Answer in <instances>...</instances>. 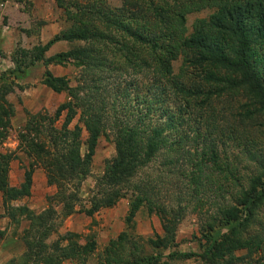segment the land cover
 I'll return each instance as SVG.
<instances>
[{
	"label": "trees",
	"instance_id": "1",
	"mask_svg": "<svg viewBox=\"0 0 264 264\" xmlns=\"http://www.w3.org/2000/svg\"><path fill=\"white\" fill-rule=\"evenodd\" d=\"M55 1L68 26L29 49L16 47L9 56L12 68L0 71V144L8 137L15 112L7 95L25 86L18 79L27 68L43 64L41 83L67 96L50 114L46 109L26 111L24 131L16 133L28 145L27 154L45 163L47 182L56 184L43 211L8 203L30 193L33 162L23 181L12 185L8 171L14 154L0 151L6 215L13 222L19 223L20 215L30 221L21 235V264H60L64 258L85 264L96 246L93 236L79 243V234L68 230L50 243L45 238L56 228L60 212L57 222L80 204L78 188L66 185L72 178L79 186L91 173L98 138L107 129L113 133L115 151L105 158L88 205L80 204L78 210L93 215L126 197V226L144 205L161 220L162 234L149 238L150 243H173L185 206L156 197L157 184L145 170L159 158L165 171L182 176L183 194L207 205L209 212L199 225L200 252L171 250L164 258L137 252L136 241L122 229L109 238L95 264H168L169 259L190 258L195 264H264V144L243 132L253 127L256 134H264V0ZM201 10L208 12L188 25V15ZM21 15L30 18L23 9L22 14L9 13V21L17 18L15 26L32 34ZM57 41L68 48L46 56ZM55 64L78 69L76 83L49 69ZM106 87L122 103L117 108V100L110 99L105 116ZM133 96H142L141 107L133 109L134 103L123 108ZM75 115L87 131L85 140L78 122L70 126ZM246 135L249 146L242 141ZM229 140L244 144L254 162L246 175L236 173L226 149L220 150ZM4 232L0 228V238Z\"/></svg>",
	"mask_w": 264,
	"mask_h": 264
},
{
	"label": "rangeland",
	"instance_id": "2",
	"mask_svg": "<svg viewBox=\"0 0 264 264\" xmlns=\"http://www.w3.org/2000/svg\"><path fill=\"white\" fill-rule=\"evenodd\" d=\"M11 1L13 0H0L1 26L7 25V22H10L8 18V10L10 9L8 7L10 5L14 6ZM21 1L22 3L20 7H23L22 9L30 14V19H28L24 25L26 28L32 31V34L25 35L23 39H21L19 36L17 45L13 47L10 54H8L9 56L18 46L29 49L35 45L40 40L39 32L42 30V28H44V34L47 36V38L43 41L40 40L41 42H44L52 37L55 32L67 27L69 24L64 20L62 8H58L55 0L51 11H48V8L42 6L40 7V16L45 18L43 19L40 17V20L33 15L31 10V7L33 6L32 1ZM207 12L208 10H201L189 14L187 22L188 25H190L192 21L196 19V17L205 16ZM14 13L17 14L16 11ZM3 16H6L8 20L6 18V20H3ZM40 21L42 24H38ZM7 26L11 27L10 24ZM13 26H15V24ZM57 43L58 44H56L55 49H50L52 51L47 52L46 56H51L56 51H62L68 48L65 42L59 41ZM177 65L178 62H175V67H177ZM43 68L44 66L41 63L39 66L33 67L32 70L26 74V76L18 79V81L25 86L21 89L15 88L14 91L7 95V97L15 106V112L11 116V125L9 127L8 137L2 144H0V151H11L14 154V157L11 159V162L13 163L10 164V170L8 171V181L10 184L19 185L24 179V170L29 166V162H33L30 193L28 195H24L20 199H12L8 203H12V205L17 203H25L29 207L32 205L33 207H31L35 212H41L47 207L49 203L47 195L56 192V184L47 182L45 163L40 159H36V157L33 155L29 156L27 154L26 151L28 145L23 143L22 140L19 139L20 135L18 136L16 133L24 131L23 126L25 125L26 119L28 117L26 111L36 112L38 110L46 109L48 114H50L53 112L57 104L67 98L65 91H54L45 84L41 83L39 79L42 77L41 75L43 74ZM49 68H53L54 73L67 74L70 77V83H76L75 79L78 78L77 76L79 75V71L73 67V65L68 64L65 66H60V64H55ZM110 92L111 90L106 87L104 91V95L106 96V102H104V108L106 110L104 113L105 116L107 114V110H111L110 99L117 100V108H120V103H122L121 98H118V96H115L116 94ZM140 98L133 96L132 102L128 103L127 100L126 105L123 106V108H125L128 104L134 103L135 107H133V109L136 107L140 108L141 104H139L138 101ZM218 107H220V105ZM63 116L64 112L60 115L59 119H56L55 123L57 126L61 124ZM75 122H78L83 127L81 131V139L85 140L87 131L84 128L83 123L78 120V115H75L70 123V126H72ZM247 128H244L243 132H247L248 134L250 133L254 138L257 139L259 144H264V134L259 133L258 135L256 134L257 132L253 129V127L250 128L249 126L250 129ZM240 129L242 131V128ZM98 139L99 142L92 156L91 173L81 181L79 186H74V183L76 182L75 179L72 178L71 180H68L69 182L66 185V187L70 190H72L73 187L78 188L77 193L80 197V204L88 205L90 196L96 188V176L102 172L105 158L112 155L115 151V141L113 138V133L110 130H105L103 133H101ZM248 140L249 138L247 135L242 139L243 143H246ZM247 144L249 146L248 142ZM201 145L202 144H198V146ZM222 149H226L228 154L227 160L229 161L230 165L234 166V171L236 173H240V175H246L250 170L253 169L254 162L248 158L249 154L245 151L244 144L239 145L237 141L229 140L224 146H220V150ZM84 150H86V145H83L82 147V151ZM261 153L263 155V152ZM159 160L160 159L157 158L151 161L149 167L145 170L152 175L155 180L154 183L157 184L156 197L160 201L164 200L173 205L177 203V201H180V205L185 206V212L180 224H178L175 240L173 243L170 242L166 247H156L150 243L149 238H154L156 233L162 234L161 220L156 213L150 214L144 205L140 207L135 219L126 226L125 216L128 211V198L126 197L120 198L113 206L101 207L100 210L96 211L93 215H88L85 211L78 210L80 204L76 203V211L65 215L61 222H57L62 218L60 212L62 211L60 210L61 204H56L54 201L56 204L55 209L60 213L56 218L57 220L54 221L56 228H53L50 235L45 238V241L48 243L55 241L61 234H64V232L68 230L79 234V237L77 238L79 243H85L87 239H90L91 236H93L96 239V246L93 251L87 255L85 264H95L98 261V255L102 253L103 248L109 238L115 237L122 229L128 231V234L134 241H136L137 252L157 253L161 254L163 258L165 254L171 250L200 252L201 248L198 241L200 237L199 225H201L202 221L205 219L206 213L209 212V207L207 205H198L200 203L199 200L197 201L196 198L193 199L189 197L188 194H183L180 188L184 189L186 192V186L182 180V176L178 175L177 173L165 171L167 166L160 165ZM208 173L211 174L212 170H209ZM245 178L246 176H243L241 177V180L243 181ZM179 191L181 192L179 193ZM201 193L202 192L199 194L201 195ZM178 196H180V198L183 196L184 197L182 199H178ZM6 207L7 204L3 203L2 191L0 190V213H2L0 214V221H2L0 222V226H3L2 228L5 230L3 237L0 238V264H21V262H23L22 255L25 251V243L21 235L24 228L29 226L30 221L22 215H20L19 223L10 221V217L6 215ZM3 215H5L4 219L2 217ZM65 242L66 241H63V243ZM168 262V264L196 263L194 258L185 260L169 259ZM60 264H77V261L72 258H64Z\"/></svg>",
	"mask_w": 264,
	"mask_h": 264
},
{
	"label": "crops",
	"instance_id": "3",
	"mask_svg": "<svg viewBox=\"0 0 264 264\" xmlns=\"http://www.w3.org/2000/svg\"><path fill=\"white\" fill-rule=\"evenodd\" d=\"M31 1L33 4V6L31 7L33 15H34V17L38 18L39 20L41 18H43L42 16H40L41 14L39 13L40 7L42 6V7L48 8V11L49 10L51 11L52 7L54 5V0H31ZM11 3H13L14 6L10 5L8 7L10 10H8V12L12 13V12L16 11L17 13L22 14V12H23L22 8L23 7H20V5L22 3L21 0H13V1H11ZM21 17L25 19V22L27 21L26 17H24L22 15H21ZM13 19H16V18L11 17V21H10V23H8L11 25V27H8L7 26L8 24L2 25V26L0 25V71H6L7 69L12 68L13 64H12L8 54H10L13 47H15L17 45V40L19 39V36L21 39H23L24 36L26 35L23 31H20L17 26H13L14 25V22H12ZM43 19H45V18H43ZM25 22L23 21V23H25ZM44 32H45L44 28H42V30L39 32L41 41H43L44 39L47 38V36H45ZM32 41H35V40H32ZM57 42H59V41H57ZM57 42H55L54 45H52L50 47V49H55L56 44H58ZM50 49L47 52L52 51ZM39 64L40 63L37 62L34 65L27 68L28 70L26 71V74H28V72L31 71L33 67L39 66ZM49 69H51L54 72L53 68H49ZM11 163H13V162L10 161V164ZM9 170H10V168H9ZM0 214H2V213H0ZM2 217L4 219L5 215H3ZM0 222H2V221H0ZM3 222H5V221H3ZM2 227L3 226H0V228H2Z\"/></svg>",
	"mask_w": 264,
	"mask_h": 264
}]
</instances>
